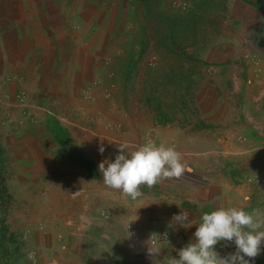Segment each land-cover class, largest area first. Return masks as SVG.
<instances>
[{
	"label": "crops",
	"instance_id": "0c3cea01",
	"mask_svg": "<svg viewBox=\"0 0 264 264\" xmlns=\"http://www.w3.org/2000/svg\"><path fill=\"white\" fill-rule=\"evenodd\" d=\"M260 1L253 9L264 21ZM126 7L125 0H0V264H157L195 242L205 212L264 211V184L248 180L264 176V40L256 56L246 55L264 23L227 47L236 52L221 50L222 61L212 52L201 60L211 67L180 73V102L159 109L136 102L154 86L146 77L142 85L139 75L134 82L133 73L119 74L110 101L109 88L94 84L106 17ZM86 89L93 102L83 99ZM22 92L25 103L17 100ZM25 112L38 123L17 129ZM160 112L163 121L155 119ZM149 140L180 152L186 171L125 199L105 186L98 166L114 162L116 144L130 152ZM181 211L195 224L170 227ZM161 233L170 240L150 257V239ZM214 250L225 258L236 247L221 241ZM250 264H264V244Z\"/></svg>",
	"mask_w": 264,
	"mask_h": 264
},
{
	"label": "rangeland",
	"instance_id": "374dc122",
	"mask_svg": "<svg viewBox=\"0 0 264 264\" xmlns=\"http://www.w3.org/2000/svg\"><path fill=\"white\" fill-rule=\"evenodd\" d=\"M256 1L148 0L142 3L125 0L127 7L119 18L106 17L102 69L95 86L109 88L105 99L113 100L111 91L118 88V75L122 80L124 72L133 73L131 81L135 82L134 77L139 75L142 85L145 77L147 84L154 83L149 92L142 90L136 95L138 104L159 109L175 107L180 102L177 96L180 73L192 75L205 62L211 67L208 61L201 64V60L212 52L216 61H222L226 54L221 50L236 43L240 36L243 39V35L251 32L249 30L257 31L258 23H264L253 9ZM261 2L264 5L261 0L258 6ZM262 39L263 34H253V41L246 48L248 57L256 56ZM232 47L227 48V52H236ZM162 115L160 112L155 119L165 120Z\"/></svg>",
	"mask_w": 264,
	"mask_h": 264
},
{
	"label": "clouds",
	"instance_id": "9594fccd",
	"mask_svg": "<svg viewBox=\"0 0 264 264\" xmlns=\"http://www.w3.org/2000/svg\"><path fill=\"white\" fill-rule=\"evenodd\" d=\"M116 145L119 154L114 162L104 160L98 167L105 186L119 191L125 199L136 201L143 195L141 186L151 188L163 181L178 180L186 171L181 153L173 147L164 144L157 146L149 140L129 152L127 143ZM104 151L101 145L100 154ZM172 224L188 228L195 223L189 221L187 211H181L172 217L169 226ZM197 225L195 242H189L180 249L177 252L178 258L165 257L157 261V264H250L261 253V245L264 244V211L246 212L238 207L219 208L203 213ZM128 227L127 237L130 238L132 234L128 232ZM221 241L234 242L235 253L221 258L214 250ZM148 253L150 257H159L160 250L151 246L148 247Z\"/></svg>",
	"mask_w": 264,
	"mask_h": 264
},
{
	"label": "built area",
	"instance_id": "2783aa9c",
	"mask_svg": "<svg viewBox=\"0 0 264 264\" xmlns=\"http://www.w3.org/2000/svg\"><path fill=\"white\" fill-rule=\"evenodd\" d=\"M83 97H84V100L86 102H93V100L95 98L91 89H87L84 92ZM17 100L20 103H25V101L27 100L26 93L25 92L19 93L17 96ZM28 121H31L34 124L38 123L37 119L34 116H32L29 112H25L24 117L15 124V127L17 129H21V128L26 126ZM248 180L254 184H264V176H261V175H254L251 178H249ZM131 228L132 227H130V226L128 227V229H130V230H131ZM169 240H170V235L168 233H161L159 237L152 238L150 243H151V246H156L158 243L168 242Z\"/></svg>",
	"mask_w": 264,
	"mask_h": 264
},
{
	"label": "trees",
	"instance_id": "16d2710c",
	"mask_svg": "<svg viewBox=\"0 0 264 264\" xmlns=\"http://www.w3.org/2000/svg\"><path fill=\"white\" fill-rule=\"evenodd\" d=\"M140 2H142V3H147L148 2V0H139Z\"/></svg>",
	"mask_w": 264,
	"mask_h": 264
}]
</instances>
